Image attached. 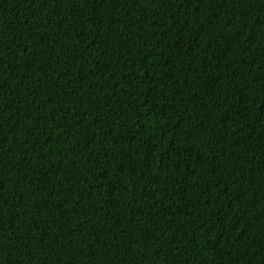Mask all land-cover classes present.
Returning <instances> with one entry per match:
<instances>
[{
  "label": "trees",
  "instance_id": "trees-1",
  "mask_svg": "<svg viewBox=\"0 0 264 264\" xmlns=\"http://www.w3.org/2000/svg\"><path fill=\"white\" fill-rule=\"evenodd\" d=\"M0 264H264V0H0Z\"/></svg>",
  "mask_w": 264,
  "mask_h": 264
}]
</instances>
